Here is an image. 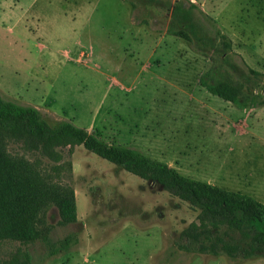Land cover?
<instances>
[{"label":"rangeland","instance_id":"obj_1","mask_svg":"<svg viewBox=\"0 0 264 264\" xmlns=\"http://www.w3.org/2000/svg\"><path fill=\"white\" fill-rule=\"evenodd\" d=\"M207 71L264 98V0H0L1 97L52 128L70 122L264 205V106L211 95L199 83ZM27 132L0 131V152L37 174L44 202L28 213L27 242L0 240V264H264L198 253L200 204L82 145L47 147ZM7 204L2 227L15 210ZM207 230L239 240L233 227Z\"/></svg>","mask_w":264,"mask_h":264},{"label":"trees","instance_id":"obj_2","mask_svg":"<svg viewBox=\"0 0 264 264\" xmlns=\"http://www.w3.org/2000/svg\"><path fill=\"white\" fill-rule=\"evenodd\" d=\"M190 8L196 9L192 4ZM176 9L180 11V14L185 11L183 4ZM168 33L189 41L186 34L181 31L169 29ZM244 67L252 73L247 66ZM199 83L211 95L238 108L248 105L253 108L264 106V98H248L241 86L230 82L227 78L216 79L211 71L205 72L199 79ZM16 123L23 124L28 135L44 142L47 147L82 145L85 150L109 163L123 165L126 171L144 180L158 181L163 189L178 198L200 204L203 208L202 218L196 230H201L204 234H199L202 244L196 250L198 253L232 256L240 252L245 259L258 257L264 259V256H259L264 251V205L253 197L183 176L175 169L150 159L135 148L108 144L98 136L70 122L61 121L52 128L34 107L20 105L0 96V131L7 132ZM20 167L8 164L5 156L0 152V212L6 206L4 204L8 203L9 207V202L15 201V210L11 209L6 219L10 226L4 227L5 224H3L2 227L0 224V240L17 237L19 241L22 240L25 243L29 240L27 234L35 225L32 220L30 221L28 213H34L40 204L43 205L44 195L38 192L41 190L36 189L37 174L33 171L30 176L28 165H26V172L22 169L24 172L22 174L21 169L17 171ZM69 221H75L74 215ZM255 224H259L260 228ZM208 225L213 229L223 225L229 229L233 227L239 234L238 242L225 241L216 232L214 235L209 234ZM248 225L251 228L249 231L242 229L243 226ZM198 238H194L195 243L198 242ZM59 248L63 249L65 245ZM52 253L55 254L56 251Z\"/></svg>","mask_w":264,"mask_h":264}]
</instances>
